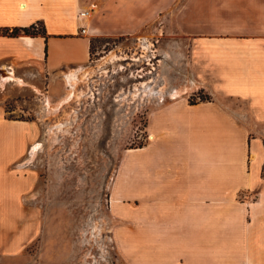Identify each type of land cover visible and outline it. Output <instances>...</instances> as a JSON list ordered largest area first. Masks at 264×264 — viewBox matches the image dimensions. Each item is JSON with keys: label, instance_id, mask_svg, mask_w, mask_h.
<instances>
[{"label": "crops", "instance_id": "0c3cea01", "mask_svg": "<svg viewBox=\"0 0 264 264\" xmlns=\"http://www.w3.org/2000/svg\"><path fill=\"white\" fill-rule=\"evenodd\" d=\"M236 1L240 7L222 12L231 28L193 40L211 97L180 95L152 109V138L128 148L116 168L110 209L128 264H264V0ZM90 3L97 7L81 17ZM146 3L0 0V86L41 69L80 78L91 36L135 30L153 18L138 17L137 5ZM30 25L34 33H9ZM82 37L86 57L69 44ZM3 112L0 105V254L10 256L21 255L27 240L23 195L31 180L20 160L36 126Z\"/></svg>", "mask_w": 264, "mask_h": 264}, {"label": "rangeland", "instance_id": "374dc122", "mask_svg": "<svg viewBox=\"0 0 264 264\" xmlns=\"http://www.w3.org/2000/svg\"><path fill=\"white\" fill-rule=\"evenodd\" d=\"M224 2L139 4L138 17L151 20L135 30L91 36L86 78L75 71L49 77L41 69L0 86L3 115L36 126L20 160L31 180L23 195L27 240L21 255L0 254V264H128L110 209L116 168L128 148L152 138L146 128L152 109L180 95L192 102L211 97L201 84L207 76L193 40L231 28L223 9L240 6ZM74 41L75 54L86 57V37ZM24 130L28 135L27 124Z\"/></svg>", "mask_w": 264, "mask_h": 264}, {"label": "built area", "instance_id": "2783aa9c", "mask_svg": "<svg viewBox=\"0 0 264 264\" xmlns=\"http://www.w3.org/2000/svg\"><path fill=\"white\" fill-rule=\"evenodd\" d=\"M96 4L95 3H90L89 6L87 8H84L82 10L79 11V15L81 17H85V18H89L91 15V12L96 8ZM80 28V32L84 33L86 31V26L85 25H81L79 26Z\"/></svg>", "mask_w": 264, "mask_h": 264}, {"label": "trees", "instance_id": "16d2710c", "mask_svg": "<svg viewBox=\"0 0 264 264\" xmlns=\"http://www.w3.org/2000/svg\"><path fill=\"white\" fill-rule=\"evenodd\" d=\"M42 30V29H41ZM19 31H22L24 33H34V25H30V26H24V27H19V28H12L9 33L11 34H15ZM207 98V96H201L200 99H205ZM142 145V144H141Z\"/></svg>", "mask_w": 264, "mask_h": 264}, {"label": "bare ground", "instance_id": "6f19581e", "mask_svg": "<svg viewBox=\"0 0 264 264\" xmlns=\"http://www.w3.org/2000/svg\"><path fill=\"white\" fill-rule=\"evenodd\" d=\"M144 47H146V46H144ZM85 71H86V70H82L81 73L83 74V77L86 78V74H87V73H86ZM82 74H81V75H82ZM88 74H89V72H88ZM88 74H87V75H88ZM18 81H20V80L18 79ZM177 95H179V91H176V92L173 94V96H177Z\"/></svg>", "mask_w": 264, "mask_h": 264}]
</instances>
